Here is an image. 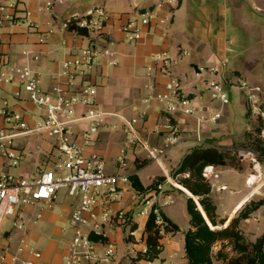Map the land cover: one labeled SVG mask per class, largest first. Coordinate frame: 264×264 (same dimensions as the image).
I'll return each mask as SVG.
<instances>
[{
	"label": "crops",
	"instance_id": "0c3cea01",
	"mask_svg": "<svg viewBox=\"0 0 264 264\" xmlns=\"http://www.w3.org/2000/svg\"><path fill=\"white\" fill-rule=\"evenodd\" d=\"M10 2L14 0L2 4ZM48 2L52 4L48 6ZM17 3L19 11L6 7L0 14L21 15L20 10L27 8L36 26L32 28L22 21L4 20L3 24L0 23V52L4 53L6 60L2 70L9 75L12 66L29 63L38 73L41 87L48 92H52L55 86H60L65 93H72L83 84L94 85L97 108L107 114L97 131L89 132L93 121L83 118L89 106L77 105L74 138L83 147L85 155L96 152L103 158L108 173L130 177V182L118 184L115 192L107 193V189H102L104 198L95 208L94 220L101 223L100 230L105 237V240L92 239L96 252L103 254L107 243H113L116 248L113 259L103 264L167 263L165 257L159 263L156 258L136 257L147 248L145 228L153 205L157 204L158 209L163 211V206L172 204L171 190L163 186L158 193L140 192L133 186L131 175L137 174L145 186L165 176L166 184L195 198L189 189L174 182L179 175L173 176L174 169L186 153L195 147L214 146L220 150H231L240 160V167L215 165L218 176L209 179L212 186L210 194L217 203L218 213L226 219L220 227L227 226L252 199L264 198V158L260 163L261 182L253 186L247 182L254 171L253 161L246 157L252 150L248 146L251 138L247 132L254 130L255 120L247 118L243 127L235 125L236 109L230 108L231 102L222 106L211 99L207 89L208 80L220 79L232 100L231 88L241 76L229 65V53L233 47L232 40L226 35L227 27L233 18L239 17L241 10L233 0H170L161 2V6H158L160 2L152 4L150 0H18ZM98 3H105L100 7L107 12L101 32L84 35L63 26L67 18L80 19L89 10L98 7ZM263 5L264 0H258L256 9L261 10ZM148 9H154L155 15L148 23H142L143 13ZM131 22L142 30L143 36L138 41L127 38L126 28ZM90 46L101 50L109 48L111 54H100L91 66L81 65L64 70L62 63L65 60L74 58L83 48ZM26 50H33L34 54L27 55L24 53ZM36 54L38 58L34 57ZM158 54H166L176 60L168 67V73L162 71L164 62L156 59ZM170 78L181 82L182 93L190 99L197 113L190 115L177 111L173 114L174 121L180 124L179 140L157 159L151 157L143 146H130L124 128L127 121L137 119L135 131L149 148L165 145L167 113L152 96L165 92V84ZM245 106L247 115L246 98ZM2 107L23 113L29 126H34L44 115V110L29 99L18 78L12 81L0 79ZM219 109L223 112L217 122L206 121L198 126L197 117L207 116ZM7 126L4 115L0 113V128ZM198 133L201 140H198ZM14 146L24 153V157L20 164L12 166L9 159L0 154V179L4 174H11L16 178L33 180L42 170L56 169V164L62 161L57 138L46 132L21 133L14 139ZM123 154L126 166L119 163ZM152 162L160 165L162 173L150 172L146 175L147 180H143L141 172ZM248 165L250 168L241 186L235 187L234 181L230 184L219 180L220 171L242 172ZM224 192L231 196L230 199L224 197ZM78 202L79 196L61 188L50 201L20 204L16 214L4 219L1 225L0 264H26L25 261L65 264L74 234L72 214ZM106 210H110V215L104 220ZM261 210L264 215V204L240 219L244 234H264L261 225L257 223L253 226V222L259 221L255 213ZM119 211L129 214L131 220L128 224L124 225L118 219ZM18 222L23 223V228L17 227ZM209 223L212 225L210 220ZM134 224L136 227L132 228ZM84 229L92 231L91 226ZM175 233H164V248L159 256L165 252L173 256L172 250L176 245L171 236ZM35 252L41 255L38 257Z\"/></svg>",
	"mask_w": 264,
	"mask_h": 264
},
{
	"label": "built area",
	"instance_id": "2783aa9c",
	"mask_svg": "<svg viewBox=\"0 0 264 264\" xmlns=\"http://www.w3.org/2000/svg\"><path fill=\"white\" fill-rule=\"evenodd\" d=\"M178 1V0H174ZM0 0V11L7 8H18L17 2L2 4ZM52 3L48 2V6ZM162 3H158L161 6ZM16 11H19L18 9ZM21 15L18 14H0V23L4 20L11 22L22 21L30 27H35V21L29 9H21ZM155 15L154 9H148L143 13L142 23H148ZM107 18V12L103 7H95L89 10L86 16L77 20L79 27L86 28L88 32H101L104 21ZM71 17L63 22V26L68 28ZM127 38L130 41H138L142 38V30L134 23L127 25ZM44 41V38L40 39ZM27 55L34 54L33 50H26ZM111 54L109 48L104 50L94 46L83 48L79 55L72 59H67L62 63L65 71L72 67L81 65L91 66L94 59L100 54ZM38 58V55H34ZM156 59L164 62L162 71L168 73V67L176 60L166 54H158ZM6 64L4 53L0 52V79L12 81L18 78L28 97L40 108L44 110V115L34 126H29L23 113L18 111H8L5 107L0 108V113L4 115L9 126L0 128V154L9 159V165L16 166L20 164L24 153L14 146V139L24 132H46L50 136L57 138L58 149L62 155V161L56 164V169H44L38 177L30 180L25 177L16 178L11 174H4L0 179V228L9 216L16 214V209L20 204L52 200L61 188H67L71 195L79 196V202L72 214L71 225L74 228V234L70 243L69 254L65 258V264H103L110 261L115 256L116 248L113 243H107L103 254H98L95 250L94 241L90 238V231L84 229L85 226H91L92 231L104 236L100 230L101 223L95 221V208L99 205L101 198H104L102 189L108 192H115L118 184L129 183L130 177L127 175L111 174L106 171L103 158L96 152L89 156L84 154L83 147L74 138L75 131L73 122L75 117V108L79 104L89 106L87 113L83 118L93 121L89 132H96L98 125L104 120L107 112L97 108L95 100L96 87L92 84H83L78 90L72 93H65L60 86H55L52 92L45 91L40 83L38 73L29 63L12 66V73L6 75L2 70ZM239 87L246 98L247 107L251 116L264 119V102L261 101L262 87L258 84L243 80ZM207 89L213 101L226 106L231 102V97L224 87V82L220 79H210L207 81ZM160 102L167 113V139L162 147L149 148L135 131L137 119L127 121L124 128L127 133V140L130 146H143L148 149L153 158H159L165 154L167 148L178 142L180 136V124L174 121L173 114L182 111L185 114L197 113L196 107L191 104L190 99L182 93L181 82L177 78H170L165 84V92L152 96ZM149 100V99H148ZM223 109H219L207 116L197 117L198 126L206 122H217L222 117ZM88 135V134H87ZM198 140H201L198 133ZM259 137L264 142V126L259 133ZM247 158L253 161L254 171L247 178V182L253 186L261 182L262 171L260 170L261 159L264 155L251 150ZM119 163L126 166L125 154L120 156ZM203 176L211 179L212 176H218L215 172V166L209 164L204 167ZM164 182L158 184L160 191L163 189ZM170 198V196H169ZM149 203V201L147 202ZM146 210V208H144ZM156 211H158L156 209ZM110 210L104 212V220L108 218ZM126 212L119 211L118 219L124 224L126 222ZM161 223L162 219L157 218ZM18 228H23V223L18 222ZM220 228L219 225L212 226ZM146 251V249H145ZM40 256V252H35ZM17 258V257H15ZM26 264H33L32 261H25ZM162 264H167L163 262Z\"/></svg>",
	"mask_w": 264,
	"mask_h": 264
},
{
	"label": "trees",
	"instance_id": "16d2710c",
	"mask_svg": "<svg viewBox=\"0 0 264 264\" xmlns=\"http://www.w3.org/2000/svg\"><path fill=\"white\" fill-rule=\"evenodd\" d=\"M77 17H71L68 29L78 34L88 35L86 28L77 25ZM247 115H251L249 110ZM264 126V119L259 118V124L252 132H247V136L251 138L248 146L252 150L264 155V142L259 137V133ZM212 165H230L240 167V160L231 150H220L214 146L195 147L182 159L179 166L174 169L173 176L182 175L179 179L180 184L189 189L192 194L198 197V201L205 211L209 224L198 208L195 201L196 198L188 196L187 205L190 214L191 227L185 232V257L186 264H213V247L217 242H223L222 247L217 251L215 257L225 262V264H264V235L256 241H250L239 228L240 219L247 217L251 211L258 209L264 204V198L252 199L246 207L242 208L238 215L224 227H212L222 225L226 219L221 218L218 213L217 203L211 196V181L203 176L204 167ZM133 186L140 192H147L158 188V184L164 182L165 176H160L156 181L145 186L137 174L131 175ZM156 209L158 211H156ZM247 210V211H245ZM162 219L161 223L157 222V218ZM126 222H130V216L126 213ZM136 224L132 225V228ZM179 226L174 223L162 210L158 209L154 204L149 213L146 222V243L147 248L144 253H139L136 259L147 258L153 260L159 257L164 248L162 238L164 233L178 232ZM90 238L94 240H105L101 234L94 231L90 232ZM227 245H231L234 251L233 255L225 249Z\"/></svg>",
	"mask_w": 264,
	"mask_h": 264
},
{
	"label": "rangeland",
	"instance_id": "374dc122",
	"mask_svg": "<svg viewBox=\"0 0 264 264\" xmlns=\"http://www.w3.org/2000/svg\"><path fill=\"white\" fill-rule=\"evenodd\" d=\"M17 1L18 0H14V2ZM169 1L170 0H150L152 4ZM190 1L195 2L197 0ZM6 2H8V0H3V3ZM233 2L236 3V5H238L241 10L239 17L236 16L238 20L233 18L227 27L226 35L228 39L232 40L231 46L233 47V51L229 53V65L231 68L239 71L241 76H239L236 80V85H233L235 87L231 88L232 100L229 105L230 108L236 109L234 120L235 125L243 127L246 124L247 118H250L255 120L256 123L254 124L256 127L259 124V119L251 115H246L245 96L243 95L239 84L243 80H246L250 83L260 85L262 87L261 101L264 102V5L262 6L261 10H257L256 4L258 3V0H233ZM104 5L106 4H97V6ZM203 89H205V86ZM144 155L149 158L146 153H144ZM262 166L264 171V162L262 163ZM249 168L250 165L245 167L242 172L237 173L230 171H220L219 180L227 181L230 184L234 181L235 187H239L242 185L244 176L246 175ZM150 172L160 174L162 173V169L158 163L152 162L141 172L142 179L147 180L146 175ZM181 178H183L182 175H179L178 178L174 180V182L180 184L179 179ZM163 186L166 190H171L170 194L174 199L172 204L162 207L163 212L179 226V231L171 236L176 245V247L172 250L173 256L170 257L169 254L165 252L162 254V256L156 258L155 261L159 263L162 261V258L165 257L167 264H184V235L185 232L191 227L190 214L187 205L188 196L184 191L181 192L178 189H174L170 184H166L164 182ZM150 192L158 193L156 189ZM223 194L225 198L230 199L231 196L227 192H224ZM195 198L196 200L198 199L197 196ZM255 215L259 218V221L253 222V226L258 223L264 228V215L262 214V210L256 212ZM239 228L242 229L240 224ZM245 235L248 240L256 241L264 234ZM222 244L223 242L220 241L217 242L213 247V264H225L224 261L215 257V254L222 247ZM225 249L230 255L234 254L231 245H227Z\"/></svg>",
	"mask_w": 264,
	"mask_h": 264
},
{
	"label": "water",
	"instance_id": "95a60500",
	"mask_svg": "<svg viewBox=\"0 0 264 264\" xmlns=\"http://www.w3.org/2000/svg\"><path fill=\"white\" fill-rule=\"evenodd\" d=\"M195 201H196V203H197V205H198V208L201 210V212H202V213H203V215L205 216V218H206L207 222L209 223V221H208V218H207V216H206V214H205V211H203V209H202V207H201V205H200L199 201H198V200H196V199H195ZM209 224H210V223H209Z\"/></svg>",
	"mask_w": 264,
	"mask_h": 264
},
{
	"label": "bare ground",
	"instance_id": "6f19581e",
	"mask_svg": "<svg viewBox=\"0 0 264 264\" xmlns=\"http://www.w3.org/2000/svg\"><path fill=\"white\" fill-rule=\"evenodd\" d=\"M202 207V206H201ZM203 209V208H202Z\"/></svg>",
	"mask_w": 264,
	"mask_h": 264
}]
</instances>
